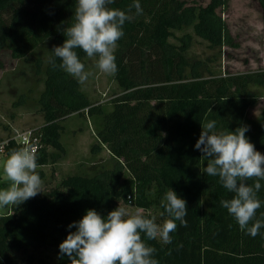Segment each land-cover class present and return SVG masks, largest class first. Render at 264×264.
Wrapping results in <instances>:
<instances>
[{
  "label": "trees",
  "instance_id": "1",
  "mask_svg": "<svg viewBox=\"0 0 264 264\" xmlns=\"http://www.w3.org/2000/svg\"><path fill=\"white\" fill-rule=\"evenodd\" d=\"M133 2L114 0L108 7L127 11ZM259 2L264 18V0ZM139 3L143 14L125 23L124 35L117 42L114 78L120 92L111 99L112 109L106 111L59 67V58L53 68L48 63L50 52L45 59L30 57L47 46H62L63 29L74 22L77 0H0V48L9 49L14 58L33 62L40 76L37 85L43 84L38 104L45 123L34 128L41 143L37 165L55 161L58 153L49 151L50 147L64 149L63 121L73 113L100 120L99 146L115 158L109 169L93 175H68L60 187L0 213V264H20L16 253L26 254L30 264H47L34 255L47 249H54L55 264H71L67 256L59 255V244L69 231L76 230L68 225L81 220L87 210L95 209L106 217L124 202L153 216L147 210L157 206L164 212L161 201L170 188L186 200L188 223L183 227L176 221L170 244L159 238L148 240L142 234L145 243L156 249L153 258L158 264H264V228L255 237L239 228L220 204L234 194L218 177L201 172L207 162L195 148L201 124L215 120L216 131L234 132L247 126L246 138L264 154V107L257 117L248 116L249 108L264 97V68L218 73L188 55L193 42L189 28L212 48L232 42L217 13L223 0H210L206 5L186 0ZM176 31L184 33L178 36ZM76 52L84 63L86 53ZM25 94L17 104L24 103ZM17 147L12 144L9 153ZM261 184L257 197L262 206L256 219L264 213V181Z\"/></svg>",
  "mask_w": 264,
  "mask_h": 264
},
{
  "label": "clouds",
  "instance_id": "2",
  "mask_svg": "<svg viewBox=\"0 0 264 264\" xmlns=\"http://www.w3.org/2000/svg\"><path fill=\"white\" fill-rule=\"evenodd\" d=\"M113 3L114 0H77L74 22L63 29L66 39L62 46H54L49 51L48 63L56 68L59 58V67L84 84L91 73L85 71L78 57L76 49H81L88 58L97 57L95 67L100 72L115 75L118 68L114 52L124 35L123 26L142 15L143 9L139 0H134L127 11L108 7ZM201 126L195 144L207 162L201 172L218 177L222 186L234 194L220 204L242 231L255 237L264 228V213L260 219L255 218L262 206L257 193L264 181V154L246 138L247 126L238 127L234 132L216 131L215 120ZM37 167L33 146L24 145L10 152L0 165V172L10 182L6 189H0V209L11 211L42 192L43 182ZM250 180L254 182L249 184ZM161 207L164 212L160 215L168 217L162 224L156 222L155 216L146 215L143 208L131 213L119 205L106 217L89 209L81 220L68 225L69 229L76 230L69 231L59 244V255L67 256L71 264H158L153 258L156 249L145 243L142 234L148 240L159 238L164 244H170V233L177 229L176 221L183 227L188 223L186 200L179 198L173 189L165 193Z\"/></svg>",
  "mask_w": 264,
  "mask_h": 264
},
{
  "label": "rangeland",
  "instance_id": "3",
  "mask_svg": "<svg viewBox=\"0 0 264 264\" xmlns=\"http://www.w3.org/2000/svg\"><path fill=\"white\" fill-rule=\"evenodd\" d=\"M188 4L195 3L206 5L210 0H186ZM217 13L222 17L229 30L232 42L212 48L209 42L197 36L191 28L187 29L193 34L192 46L188 52L191 59L203 61L208 70L220 73H237L264 68V18L259 0H223L217 8ZM184 31H176L181 36ZM173 42L178 43L172 37ZM50 45V44H48ZM52 47H45L38 51L43 59ZM31 59V58H30ZM97 57L86 58L85 71L91 73L82 88L88 93L95 104L103 105L106 111L112 109L111 99L120 92L114 75H108L95 67ZM30 61V60H28ZM14 58L7 48H0V141L11 137L17 131L39 127L45 123L44 112L38 104L39 93L43 84H38L33 62ZM207 72V70H205ZM34 91H30V88ZM26 93L23 104H17L21 94ZM26 98V99H25ZM264 107V97L251 106L248 116L257 117ZM64 131L61 141L64 149L50 147L49 151L58 153L55 161L51 159L46 165H38L37 170L43 173L41 180L42 192L48 193L55 187H60L61 181L71 174L93 175L103 169L113 166L115 158L104 146H99L96 136L100 120L85 113H73L63 121ZM96 144L95 150L92 146ZM98 144V145H97ZM7 156L0 159L3 164ZM36 170V171H37ZM7 177L0 172V189L9 186ZM134 213L137 207L133 203L119 204ZM7 208L0 209V213ZM162 224L166 216H161L159 207L153 206L147 210ZM37 259L44 258L47 264H55L57 256L54 249L39 250L34 252ZM20 264H30L27 255L16 253ZM34 264H39L35 261Z\"/></svg>",
  "mask_w": 264,
  "mask_h": 264
},
{
  "label": "built area",
  "instance_id": "4",
  "mask_svg": "<svg viewBox=\"0 0 264 264\" xmlns=\"http://www.w3.org/2000/svg\"><path fill=\"white\" fill-rule=\"evenodd\" d=\"M12 144L18 146L17 149L24 145H31L35 149L36 155L41 148L40 137L35 133L34 128L17 131L13 136L0 141V159L10 154L8 148Z\"/></svg>",
  "mask_w": 264,
  "mask_h": 264
}]
</instances>
